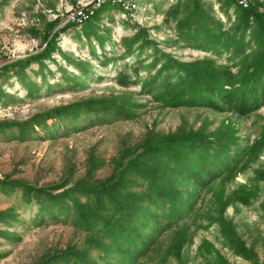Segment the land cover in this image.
Wrapping results in <instances>:
<instances>
[{"label":"rangeland","instance_id":"rangeland-1","mask_svg":"<svg viewBox=\"0 0 264 264\" xmlns=\"http://www.w3.org/2000/svg\"><path fill=\"white\" fill-rule=\"evenodd\" d=\"M124 1L129 7L117 0H0V264H264V147L245 158L234 177L199 192L188 217L172 223L136 261L116 253L99 226L85 231L74 213L75 200L62 196L76 186L112 180L152 148L156 137H232L247 149L264 130V107L247 117L169 108L158 101L162 78L147 86L158 77L162 56L187 64L209 60L237 75L258 44L249 31L243 35L235 28V0L229 6L224 0ZM189 1L204 12L208 25L216 22L237 39L243 35L245 55L192 48L201 42L189 37L195 18L189 29L177 28L191 9ZM250 4L264 12V0ZM90 11L75 20L77 12ZM48 46V57L20 66ZM89 100L105 101L107 111L43 120ZM165 162L145 155L139 160L146 168L160 165L159 176L186 196L193 187L169 178L174 165ZM134 174L128 173L133 184L126 190L146 196L148 184ZM15 181L59 197L49 201L42 193L43 207L34 200L27 204L20 189H10ZM245 194L247 204L240 201ZM78 200L83 204L85 197ZM144 203L162 223L169 222L167 205ZM223 227L245 253L230 246ZM67 252L80 257L55 260Z\"/></svg>","mask_w":264,"mask_h":264},{"label":"trees","instance_id":"trees-1","mask_svg":"<svg viewBox=\"0 0 264 264\" xmlns=\"http://www.w3.org/2000/svg\"><path fill=\"white\" fill-rule=\"evenodd\" d=\"M189 3L192 4L191 9H188L184 19L178 21L177 28L182 31L189 29L193 25L190 20L195 18L197 25L189 37L196 42L199 40L205 43L198 42L192 48L202 51L210 49L215 54H220L221 50L230 51L235 58L243 57L248 45L243 40V35L249 31L251 40L258 44V50L254 52L250 62L244 63L237 75L215 68L209 60L187 64L162 56L158 77L147 86L152 87L162 78L159 82L162 90L158 101L169 108H202L238 117H247L257 112L264 107V12L260 14L254 8L243 9L236 6L238 22L235 28L243 34L237 39L230 32L222 31L216 22L208 25L204 12L196 2L189 1L186 7H189ZM224 4L229 6L235 3L233 0H224ZM48 48L49 46L41 54L20 62V66L25 67L27 63L39 62L48 57ZM106 106L105 101L89 100L55 110L56 112L46 114L43 120L70 114L72 119H78L83 112L97 116L107 111ZM155 139L157 141L152 148H145L142 155L152 161L165 158L166 164H173V173L169 178L181 180L193 187L186 196L175 185L159 176L160 165L146 168L144 164H140L142 155L131 159L112 180L99 182L94 186H76L62 194L66 199L75 200L74 213L78 224L85 231L92 230L94 225L99 226V232L114 251L133 261L148 255L162 233L188 217L199 192L216 181L234 177L244 159L251 154L255 156V152L264 147V130L247 149H240L232 137L218 138L201 133ZM129 172L135 173L134 176L142 178L148 184L146 196L126 190L127 185L133 184L128 178ZM10 189H20L23 202L29 204L34 200L40 207L44 206L41 201L42 193L46 194L49 201H55L59 197L36 189L24 181L13 182ZM79 196L85 197L83 204L78 200ZM248 198V194L242 196L241 203L247 204ZM145 200L153 205L160 203L163 208L167 205L166 219L171 223H162L160 217L151 212L150 208L144 209ZM104 212H110V216L105 217ZM221 233L226 235L224 237L230 246L239 253H245L228 236L224 227ZM71 257L78 260L80 255L67 252L55 260L65 258L69 261Z\"/></svg>","mask_w":264,"mask_h":264},{"label":"built area","instance_id":"built-area-1","mask_svg":"<svg viewBox=\"0 0 264 264\" xmlns=\"http://www.w3.org/2000/svg\"><path fill=\"white\" fill-rule=\"evenodd\" d=\"M237 1L242 2V3H245V5L247 6V8H249L251 6L250 0H237ZM101 2H103V0H100L99 3H101ZM117 2L118 3H127L128 7H129V2H127V1L117 0ZM91 12L92 11H90V12H77L76 19L75 20L77 21V18H81V17H84V16H88V14H90Z\"/></svg>","mask_w":264,"mask_h":264},{"label":"bare ground","instance_id":"bare-ground-1","mask_svg":"<svg viewBox=\"0 0 264 264\" xmlns=\"http://www.w3.org/2000/svg\"><path fill=\"white\" fill-rule=\"evenodd\" d=\"M252 0H250V3H251ZM235 3L238 7H241L243 9H247V6L245 5V3H242V2H239L237 0H235Z\"/></svg>","mask_w":264,"mask_h":264}]
</instances>
